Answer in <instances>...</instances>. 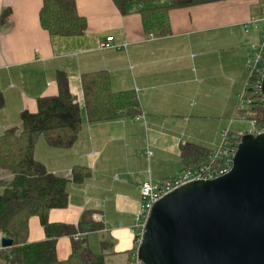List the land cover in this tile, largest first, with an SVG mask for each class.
Returning <instances> with one entry per match:
<instances>
[{
    "label": "crops",
    "instance_id": "1",
    "mask_svg": "<svg viewBox=\"0 0 264 264\" xmlns=\"http://www.w3.org/2000/svg\"><path fill=\"white\" fill-rule=\"evenodd\" d=\"M73 1L86 31L53 37L40 22L43 0H0V136L20 125L23 111L37 112L39 98L57 96V75L65 72L81 108L82 128L69 149L51 147L43 136L36 142L35 159L68 180V206L51 210L49 221L74 227L79 235V224L91 211L102 228L85 233L86 245L104 253L106 262L117 258L118 264H130L142 185L183 173L187 144L216 150L224 131L245 132L236 126L245 121L237 114L238 97L249 82L253 49L261 43L254 21L264 1L173 8L165 37L146 32L140 12L171 6L172 0L133 2L126 14L113 0ZM96 71L109 73L115 92L134 91L144 118L90 122L82 75ZM74 169H87L90 176L77 183ZM11 180L0 168L1 191ZM46 238L40 219L32 217L29 242ZM72 245L69 236L58 239L60 261L70 257Z\"/></svg>",
    "mask_w": 264,
    "mask_h": 264
},
{
    "label": "trees",
    "instance_id": "2",
    "mask_svg": "<svg viewBox=\"0 0 264 264\" xmlns=\"http://www.w3.org/2000/svg\"><path fill=\"white\" fill-rule=\"evenodd\" d=\"M113 1L120 12L126 14L130 3L149 5L155 0ZM172 1L171 6L141 10L146 32L157 37L168 36L171 33V9L222 0ZM40 22L53 37L80 36L86 31V20L80 16L73 0H43ZM261 69L250 76L251 86L262 78ZM57 83V96L39 98L37 112L23 111L20 125L8 129L0 136V168L12 175L11 182L0 195V234L14 240L13 246L9 248H1L0 244V257L9 264H107L104 253L92 251L86 245V240H76L77 231L74 227L55 225L49 221L51 210L68 206V180L49 173L44 164L35 159L36 142L43 136L51 147L69 149L76 143L82 128L81 108L70 91L68 75L59 71ZM82 88L87 116L92 123L134 118L142 114L137 94L134 91L115 92L107 71L83 74ZM249 97V106L243 111L238 110L237 114L250 123L254 122L257 129H264V99L252 88L249 90ZM235 134L231 132L225 147L239 141L232 139ZM215 151L187 144L182 148L185 170L197 169L209 163ZM89 176L90 171L87 169H74V181L77 183L84 182ZM92 215L91 211L84 214L79 224V230L83 233L102 228L100 224L93 222ZM34 216L40 219L47 234L43 241L29 242V223ZM63 236L71 237L73 245L70 257L60 261L57 242ZM105 246L104 242L103 247Z\"/></svg>",
    "mask_w": 264,
    "mask_h": 264
},
{
    "label": "water",
    "instance_id": "3",
    "mask_svg": "<svg viewBox=\"0 0 264 264\" xmlns=\"http://www.w3.org/2000/svg\"><path fill=\"white\" fill-rule=\"evenodd\" d=\"M138 252L145 264H264V134L242 137L228 175L160 199Z\"/></svg>",
    "mask_w": 264,
    "mask_h": 264
},
{
    "label": "built area",
    "instance_id": "4",
    "mask_svg": "<svg viewBox=\"0 0 264 264\" xmlns=\"http://www.w3.org/2000/svg\"><path fill=\"white\" fill-rule=\"evenodd\" d=\"M254 23L261 29V43L258 48L253 49V58L250 61L249 69L250 76L254 75L260 68H262V78L257 80L255 85L251 86L248 82L246 91L238 97V110H245L251 103L249 97V90L252 88L257 94L262 95L263 99V82H264V7L261 15L254 21ZM248 28V25H246ZM113 38H108L111 41ZM139 119L144 118L143 115L138 116ZM241 118V117H240ZM245 120L244 118H241ZM246 121V120H245ZM252 130L248 133L255 137L264 134V129H257L255 123H250ZM247 134L246 132H238L232 136V139H239L235 144L225 147L228 137L231 136V131L226 130L223 133V139L220 147L212 154L210 162L200 166L197 169L185 170L180 175L169 178L163 183L155 184L146 182L141 187V207L136 216V225L133 229L135 237L136 249L130 255V264H145L139 256L138 248L142 244L144 234L146 232L147 224L150 220L151 213L154 205L166 195L172 193L176 189L197 181H211L222 178L228 175L233 167L235 156L238 147L241 143L242 137ZM4 236L0 234V244ZM76 240H86V234L81 233L76 236ZM2 248V245H1Z\"/></svg>",
    "mask_w": 264,
    "mask_h": 264
},
{
    "label": "rangeland",
    "instance_id": "5",
    "mask_svg": "<svg viewBox=\"0 0 264 264\" xmlns=\"http://www.w3.org/2000/svg\"><path fill=\"white\" fill-rule=\"evenodd\" d=\"M260 46V45H259ZM236 126H239L241 129H243L246 133L250 132L252 130V126L250 124V122L248 121H241L239 123H236ZM3 193V191H1V187H0V195ZM0 264H9L6 260L2 259L0 257ZM107 264H118L117 263V258L115 260H113L112 262H107Z\"/></svg>",
    "mask_w": 264,
    "mask_h": 264
}]
</instances>
